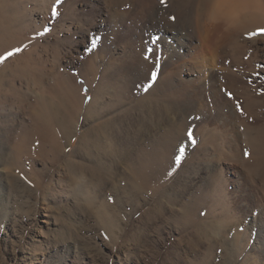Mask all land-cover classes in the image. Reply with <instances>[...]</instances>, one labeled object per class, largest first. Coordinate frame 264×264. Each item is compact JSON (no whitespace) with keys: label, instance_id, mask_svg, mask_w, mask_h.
I'll return each mask as SVG.
<instances>
[{"label":"rangeland","instance_id":"obj_1","mask_svg":"<svg viewBox=\"0 0 264 264\" xmlns=\"http://www.w3.org/2000/svg\"><path fill=\"white\" fill-rule=\"evenodd\" d=\"M199 1L0 0V57L14 52L0 62V95L7 94L12 84L24 91L25 82H33L44 67L48 72L44 86L47 88L50 80L49 87L61 82L57 89L61 90L62 85L69 94L72 90L75 105L62 125L63 153L46 154L36 139L32 145L36 147V169L45 173L49 189L34 184L20 188L26 176L10 161L0 165L9 199L0 209V264H221L228 257L225 253L229 242L237 252L236 264H244L242 260L254 245L257 231L254 227L246 239L244 227L250 220L246 215L252 212L255 217L264 209V0H256L254 9L243 4L236 13L241 12L236 17L238 22H249L253 10L258 24L262 23L258 28L249 25L238 31V44L222 46L216 57L208 49L180 50L181 63L172 57L167 66L173 51L167 44L177 45L173 36L191 31L198 36L194 27L201 20L207 23L208 32L213 31L209 15L200 13ZM216 34L222 41L223 35ZM193 45L199 46V41ZM135 53L142 64L138 65V75L133 76L134 83L127 88L123 79L111 76V69L121 68ZM110 55L112 60L107 62ZM165 66L176 74L171 83H166L191 81L185 90L191 109L174 94L148 92L165 75ZM171 100L180 103L179 113L171 111ZM154 106L162 111L151 112L152 118L161 115L175 120L158 125L152 132L156 135L154 146L146 142L145 149L132 162L120 166L115 175L103 165L107 161H101L111 152V139L129 128L130 120L139 117L141 108L156 109ZM27 118L24 116L25 121ZM209 133L214 147L207 144L203 150L201 140ZM44 162L47 171L42 169ZM214 166L220 172H212ZM221 180L227 196L220 204L214 200L212 205L216 195L212 192ZM102 184L105 201L95 196ZM187 184L190 190L185 188ZM112 186L119 189L120 196L131 200L125 210L131 216L116 210L123 220L121 226L114 221L110 225L109 215L102 213L117 196L109 190ZM257 245L259 250L252 251V263L264 264V244Z\"/></svg>","mask_w":264,"mask_h":264},{"label":"bare ground","instance_id":"obj_2","mask_svg":"<svg viewBox=\"0 0 264 264\" xmlns=\"http://www.w3.org/2000/svg\"><path fill=\"white\" fill-rule=\"evenodd\" d=\"M39 1V0H38ZM88 1V0H87ZM98 2V0H96ZM100 2V1H99ZM4 3V2H3ZM174 4V3H173ZM244 5H251V8L254 9V5L256 4V0H200L199 1V7L201 8L200 13L201 14H208L209 15V22H210V26H213V31L210 33L208 32V27H207V23H202L203 20H201V22L199 23L197 21V24H195L196 26L194 27L195 30H198L199 34H197L198 36L195 35V32H186L184 33V35L182 33H179L178 31V36H173L172 39L175 41V45L174 44H170V46L167 44V46L169 47V49H173V51L171 52L169 58H168V63L167 66H169L171 64V58L172 57H177V59L182 57L180 55V50H186V49H190V48H200V49H208L212 55L214 57H216L217 54L220 53L222 46H228L230 44H238L239 43V38L240 35L238 31H240L241 29H248L246 27H248L249 25H251L252 28H258L262 25V23L258 24V16L256 14H254L253 10H251V12L253 14H249V22H238V20H236V17L239 15L236 14L239 10V8H243ZM4 5V4H3ZM96 5V4H95ZM16 6V4H15ZM21 6V4H20ZM243 6V7H241ZM253 6V7H252ZM18 7V5H17ZM101 7V6H99ZM249 8V7H248ZM256 8V7H255ZM170 9V8H169ZM193 9V8H192ZM198 9V8H197ZM166 10V9H165ZM255 11V10H254ZM164 12V11H163ZM166 12V11H165ZM172 12V11H171ZM170 12V13H171ZM194 12V11H193ZM191 12V13H193ZM168 13V12H167ZM169 13V14H170ZM258 13V12H256ZM166 14V13H165ZM197 14H199V12H197ZM23 15V14H22ZM176 15V14H175ZM181 15V14H180ZM241 15V14H240ZM247 15V14H246ZM263 15V14H261ZM260 15V17H261ZM18 16V15H17ZM79 16V15H78ZM87 16V15H86ZM192 16V15H191ZM196 16V15H195ZM201 16V15H199ZM207 16V15H206ZM235 17V18H234ZM77 18V17H76ZM80 18V17H79ZM87 18V17H84ZM83 18V19H84ZM175 18V17H174ZM178 18V16H177ZM176 18V20H177ZM206 18V17H205ZM11 19V18H10ZM19 19V18H18ZM22 19V18H21ZM193 19H195L193 17ZM204 19V18H203ZM207 19V18H206ZM14 20V19H13ZM12 20V21H13ZM17 19L15 18V21ZM31 20V19H30ZM76 20V19H75ZM197 20V19H196ZM260 20V19H259ZM262 20V19H261ZM78 21V20H77ZM80 21V20H79ZM158 21V19H157ZM194 21V20H193ZM205 21V20H204ZM208 21V20H206ZM69 22V21H68ZM191 22V21H190ZM264 22V21H263ZM18 23V22H17ZM22 23V22H21ZM26 23V22H25ZM154 23V22H153ZM160 23V21L158 22ZM189 23V22H188ZM246 23H250V24H246ZM2 24V23H1ZM12 24V22H11ZM191 24V23H190ZM10 25V24H9ZM25 25V24H24ZM27 25V24H26ZM29 25V24H28ZM182 25V24H181ZM247 25V26H245ZM260 25V26H259ZM14 26V25H13ZM194 26V25H193ZM20 27V26H19ZM62 27V26H61ZM60 27V28H61ZM160 27V26H159ZM210 27V28H211ZM263 27V26H262ZM10 28V27H9ZM251 28V29H252ZM3 29V28H2ZM149 29V28H148ZM191 29V28H188ZM208 29V30H207ZM13 30V29H11ZM22 30V29H21ZM175 30V29H174ZM177 30V28H176ZM179 30V29H178ZM194 30V29H193ZM4 31V30H3ZM16 31V30H15ZM29 31V30H28ZM135 31V30H134ZM145 31V30H144ZM149 31V30H148ZM246 31V30H244ZM243 31V32H244ZM2 32V31H0ZM140 32V31H139ZM5 33V31L3 32ZM20 33V32H19ZM173 33V32H172ZM216 33H221L223 35L224 38H222V41H220L216 36ZM247 33V32H246ZM6 34V33H5ZM10 34V33H8ZM137 34V33H136ZM141 34V33H140ZM144 33H142L143 35ZM2 35V34H1ZM6 36V35H5ZM11 36V35H10ZM14 37V36H13ZM142 37V36H141ZM16 38V37H15ZM19 39V38H18ZM27 39V38H26ZM56 39V38H55ZM149 39V38H148ZM257 39V38H256ZM2 40V39H0ZM6 40V39H4ZM12 40V37H11ZM21 40V39H20ZM199 41V46H194L193 43L195 41ZM7 41V40H6ZM9 41V40H8ZM17 41V40H16ZM220 41L221 46H219L218 42ZM255 41V40H254ZM257 41V40H256ZM135 42V40H134ZM7 43V42H6ZM249 43V42H248ZM3 45V43H1ZM22 44V43H21ZM255 44V43H254ZM11 44H9L10 46ZM36 46V45H35ZM57 46V45H56ZM127 46V44L125 45ZM264 46V45H263ZM11 47V46H10ZM130 48V47H129ZM239 48V47H238ZM261 48V47H260ZM168 49V48H166ZM237 49V48H236ZM240 49V48H239ZM7 50V49H6ZM26 50V49H25ZM31 50V49H30ZM261 50V49H260ZM264 50V48H263ZM4 51V50H3ZM207 51V52H209ZM226 51V50H225ZM1 52V51H0ZM25 52V51H24ZM30 52V51H28ZM133 52V51H131ZM203 52L206 54V52L203 50ZM238 52V51H237ZM96 53V52H95ZM157 53V52H156ZM203 53V54H204ZM1 54V53H0ZM5 54V53H4ZM25 56L28 55V53H24ZM3 55V54H1ZM6 55V54H5ZM14 55V52H13ZM54 55V54H53ZM95 55V54H94ZM113 55V54H112ZM112 55H110V58L107 62H110V60H112ZM210 55V53H209ZM22 56V57H25ZM57 56V55H56ZM205 56V55H203ZM208 56V55H207ZM211 56V55H210ZM2 57V56H1ZM141 57H139L137 55V53H135L134 57H131V59H129L127 62L123 63L121 68L118 69H111V76H115V77H120L121 79L124 80L123 84L124 86H126L128 88V84H133L134 83V79L133 76L135 74V76L138 75V72L140 69H138V65L142 64V60L140 59ZM195 58V57H194ZM206 58V57H205ZM211 58V57H210ZM210 58L208 60H210ZM39 59V57H38ZM54 59V58H53ZM56 59V57H55ZM215 59V58H214ZM212 58V61L214 60ZM28 60V59H26ZM42 60V59H41ZM217 60V59H216ZM32 61V60H30ZM39 61V60H38ZM197 61V60H196ZM204 61V60H203ZM215 61V60H214ZM29 62V60H28ZM37 62V61H36ZM42 61H39V63H41ZM35 63V62H33ZM38 63V64H39ZM44 62H42L43 64ZM54 63V62H53ZM181 63V61H180ZM215 63V62H213ZM37 64V63H36ZM60 64V63H59ZM58 64V65H59ZM202 64V63H201ZM206 64V63H205ZM204 64V65H205ZM41 65V64H40ZM45 65V64H44ZM57 65V66H58ZM148 67L150 65V63L146 64ZM185 65V64H184ZM190 64H188L189 66ZM200 65V64H198ZM165 66V75H163L161 78H159L157 80V82L155 83V85H153L151 87V89L148 91L149 93H154V92H160L162 91V95H169L172 96L173 94L179 98V100H183L181 102L183 103H188L190 102V96L189 94L186 93V89L190 87L191 81H184L178 85H173L169 84L171 83L170 80L172 79V77L176 76L175 71L168 69V67ZM30 67V66H29ZM61 67V66H60ZM172 67V66H171ZM205 67V66H203ZM207 67V66H206ZM42 68V67H41ZM50 68V67H49ZM48 68V69H49ZM140 68V67H139ZM147 68V67H145ZM37 69V68H36ZM109 69V68H108ZM163 69V70H164ZM191 68H189L188 70H190ZM208 69V68H207ZM36 71V70H35ZM107 69L105 68V70L103 71V75L104 73H106ZM54 72V71H53ZM147 72V71H146ZM190 72V71H189ZM194 72V71H193ZM203 72V71H202ZM52 70L50 72V76H51ZM143 73V72H142ZM209 73V72H208ZM211 73V72H210ZM53 75H55V73H53ZM210 76V75H209ZM52 77V76H51ZM151 77V76H150ZM31 78V77H30ZM48 78V72H47V68L45 69L44 67L42 69H39V72H37L36 74V79L33 82H28L26 81V89L24 91H22L21 89H18L14 86L11 85V87L8 89V93L7 94H2L0 95V165L4 164V162L10 161L12 163L15 164V166L19 169V171H21V173H23L26 178L23 176V178H25L24 182H20V184L18 185L20 188L21 186H24V184H26L28 186V184H34L35 186H43L44 188H48L49 189V183L45 182V173L43 174L42 170L41 171H37L36 169V162H35V158L33 157L35 151H36V147L32 146L33 144H35V139L40 141V143L42 144L41 147V151L45 152L46 154L49 153H56V151L58 153H63V151L61 149L63 148V143L61 142V140L63 139L62 136V132L64 130H62V125L65 121V119H67L68 116H71L72 114V109L74 105L73 102V98L71 96L72 92V88L71 93H68V89L66 91L65 88L62 89V85H60V88L57 89L56 86H58V84H60L58 82V84L56 83L55 87H49V83L50 81H48L49 83L46 85L47 88L44 86V79ZM118 78V80L120 79ZM138 78V77H137ZM180 78V76H179ZM207 78V77H206ZM210 78V77H209ZM216 78V77H215ZM56 79V77H55ZM140 79V78H139ZM32 80V79H31ZM57 80V79H56ZM122 80V81H123ZM166 80H169V83H166ZM173 80V79H172ZM215 80V79H213ZM55 81V80H54ZM53 81V82H54ZM100 81V80H99ZM120 81V80H119ZM196 81V80H195ZM56 82V81H55ZM145 82H147L145 80ZM174 82V81H173ZM214 82V81H213ZM218 82V81H217ZM117 83V81H116ZM122 83V82H121ZM143 83V82H142ZM63 84V83H62ZM76 84V83H75ZM215 84V82H214ZM216 85V84H215ZM218 85V84H217ZM44 86V87H42ZM99 86V85H98ZM107 86V85H106ZM49 87V89H48ZM76 87H78L76 85ZM101 87V86H100ZM130 87V86H129ZM211 87V86H210ZM215 87V86H213ZM218 87V86H217ZM75 88V87H74ZM98 88V87H97ZM46 89V90H45ZM82 89V88H80ZM130 89V88H129ZM204 89V88H203ZM48 90V91H47ZM76 90V89H75ZM36 91V93H35ZM47 91V92H46ZM215 91V90H214ZM45 94V96H43L42 98V94ZM211 92V91H210ZM33 93V94H32ZM198 93V92H197ZM196 93V95H197ZM205 93V92H204ZM49 94H51L52 97L49 96ZM96 95V94H95ZM195 95V96H196ZM168 96V97H169ZM194 96V98H195ZM33 97V98H32ZM34 97H36L34 99ZM81 97V96H80ZM86 96H83L84 100ZM173 97V96H172ZM193 97V96H192ZM198 96H196L197 98ZM200 97V96H199ZM222 97V96H221ZM53 99V101L51 99ZM76 98V97H75ZM82 98V99H83ZM203 98V97H202ZM41 99H43L41 101ZM163 99V97H162ZM166 99V98H165ZM170 99V98H169ZM168 99V101H169ZM198 99V98H197ZM221 99V98H220ZM177 100V99H176ZM193 100V98H192ZM80 101V100H79ZM175 100H171L170 104H172V106H170L171 111L173 110L174 113L181 111V105H179L180 103L174 104ZM76 102V101H75ZM95 102V101H93ZM97 102V101H96ZM96 102L94 104H96ZM179 102V101H178ZM194 103V101H192ZM224 103H226L224 101ZM78 104V103H77ZM169 104V105H170ZM191 104V103H190ZM188 103V105H190ZM92 105V102H91ZM98 105V104H97ZM150 105V104H149ZM168 105V104H167ZM185 106L187 104H184ZM195 105V104H193ZM99 106V105H98ZM162 106V105H161ZM160 106V107H161ZM164 106V105H163ZM184 106V107H185ZM82 107V106H81ZM93 107V106H92ZM145 107V106H144ZM156 108V106H154ZM167 107V106H166ZM192 107L191 105L189 106V108ZM228 107V106H226ZM159 108V107H158ZM169 108V107H167ZM94 109V108H93ZM142 109V108H141ZM140 109V115L136 120H130V126L129 128L126 129V131L122 132V134L120 135H116L114 138L111 139V143H112V148H111V152L109 153L108 156H103V159L101 161H107L106 164H103L106 168H108L110 171L114 172L115 175L117 174L118 169L120 166L122 165H127L130 162H132L133 158L135 156H137V154L139 152H141L142 150L145 149V143H149V145H153L154 143V138H156L154 134H152V132L154 130H156V128H158L159 126H165L168 125L172 120L175 119H171V118H164L161 115H159L158 117L152 118L151 117V112H155V113H160L161 111L156 109H152V107H147V108H143L142 110ZM162 109V108H161ZM169 109V110H170ZM191 109V108H190ZM230 109V108H229ZM88 110V109H87ZM138 110V109H137ZM185 110V109H184ZM224 110V109H223ZM232 110V109H231ZM95 111V110H94ZM172 111V112H173ZM192 111V110H191ZM190 112V111H189ZM188 112V113H189ZM233 112V111H231ZM229 111V113H231ZM179 113V112H178ZM177 113V115H178ZM187 113V114H188ZM71 114V115H69ZM74 114V113H73ZM171 114V113H170ZM182 114V113H181ZM158 115V114H156ZM190 115V114H189ZM24 116H27L28 120L25 121ZM74 116H76L74 114ZM96 116V115H95ZM134 116V115H133ZM167 116V115H166ZM234 116V115H233ZM73 117V116H72ZM78 117V116H77ZM177 117V116H176ZM188 117V116H187ZM237 117V116H236ZM26 118V117H25ZM72 119V118H71ZM69 119V120H71ZM94 119V118H93ZM237 119V118H236ZM67 120V121H69ZM73 121V120H71ZM228 121V120H227ZM236 121V120H234ZM176 122V121H175ZM55 123V124H54ZM74 123V122H73ZM177 123V122H176ZM179 123V122H178ZM229 123V122H228ZM231 123V122H230ZM67 124V123H65ZM64 124V129H66V125ZM69 124V123H68ZM67 124V125H68ZM236 125V124H235ZM124 128V127H123ZM225 128V127H224ZM234 128V127H233ZM260 128V127H259ZM67 130V129H66ZM159 130V129H158ZM158 130L156 133H158ZM233 130V129H232ZM258 130V129H257ZM228 131V130H227ZM169 132V131H168ZM203 132V131H202ZM235 132V130H234ZM205 133H208V131ZM65 134V133H64ZM221 134V133H220ZM231 134V133H230ZM236 134V132H235ZM209 135L205 140H201V145L203 144V150L204 147L208 144L211 146L214 145L213 144V140H211L210 135L212 134H207ZM226 135V134H225ZM237 135V134H236ZM224 136V135H223ZM239 136V135H238ZM251 136V135H250ZM161 137V135H160ZM237 136H235L236 138ZM87 138V137H86ZM159 138V137H158ZM216 140V139H215ZM214 140V141H215ZM238 140V139H237ZM236 140V142H237ZM260 140V139H259ZM209 142V143H208ZM228 142V141H227ZM250 142V141H249ZM46 143V144H45ZM47 143L49 144L48 149H46V145ZM146 143V144H147ZM157 143V142H156ZM222 143V142H221ZM239 143V142H238ZM252 143V142H251ZM44 144V145H43ZM15 145V146H14ZM236 145V144H235ZM154 146V145H153ZM216 146V145H215ZM214 147V146H213ZM212 147V148H213ZM210 148V147H209ZM220 148V146H219ZM235 148V147H234ZM241 148V146H240ZM39 149V148H38ZM221 149V148H220ZM242 149V148H241ZM200 150V148H199ZM211 150V149H210ZM237 150V149H236ZM240 152L241 150L238 149ZM237 150V151H238ZM256 150V149H255ZM187 151V150H186ZM220 150H218L217 153H219ZM222 151V150H221ZM220 151V152H221ZM235 151V150H234ZM238 151V152H239ZM41 153L44 155V153ZM96 153V152H95ZM228 153V152H227ZM50 154V155H51ZM92 154V153H91ZM196 154V153H195ZM204 154V153H203ZM222 154V153H221ZM237 154V153H236ZM240 154V153H239ZM58 155V154H57ZM205 155V154H204ZM203 155V156H204ZM208 155V154H207ZM228 155V154H227ZM235 155V154H234ZM241 155V154H240ZM264 155V154H263ZM48 156V155H47ZM53 156V155H52ZM237 156V155H236ZM239 156V155H238ZM237 156V158H238ZM16 157V158H13ZM59 157V156H58ZM101 157V156H100ZM53 158V157H52ZM97 158V157H96ZM136 158V157H135ZM45 159H48L45 157ZM101 159V158H100ZM212 159V158H210ZM222 159V158H221ZM231 159V158H230ZM202 160V159H200ZM209 159H206V163L208 164ZM233 160V159H232ZM57 161V160H56ZM81 161V160H80ZM187 161V160H186ZM231 161V160H230ZM238 161V160H237ZM236 161V162H237ZM191 162V161H190ZM240 162V160H239ZM11 163V164H12ZM52 163V162H50ZM105 163V162H104ZM175 163V162H174ZM212 163V162H211ZM13 164V166H14ZM190 164V163H189ZM188 164V165H189ZM219 164V163H218ZM45 165V162H44ZM53 165V164H52ZM206 165V164H205ZM217 165V164H216ZM249 166V164H247ZM208 167H210L209 165H207ZM158 167V166H157ZM184 168V167H183ZM42 169H46V165L42 168ZM185 169V168H184ZM199 169V168H198ZM48 170H50L48 168ZM219 170V169H218ZM186 171V170H185ZM217 171V167L214 166L213 167V171L215 172ZM196 172V171H195ZM204 172V170H203ZM220 172V171H217ZM111 173V172H110ZM164 173V172H163ZM210 173V172H209ZM22 174V175H23ZM120 174V173H119ZM187 174V173H186ZM200 174V173H199ZM169 175V173L167 174ZM39 176V177H38ZM50 176V175H49ZM172 176V175H171ZM188 176V175H187ZM201 176V175H200ZM181 177V176H180ZM51 178V176H50ZM203 178V177H201ZM216 178V177H215ZM18 180V178H16ZM15 179V182H16ZM86 179V178H85ZM182 179V178H181ZM180 179V180H181ZM252 179V178H251ZM52 180V179H51ZM190 180V179H189ZM192 180V179H191ZM190 180V181H191ZM214 180V179H213ZM22 181V180H21ZM50 181V180H49ZM54 181V179H53ZM59 181V180H58ZM176 181V180H175ZM182 181V180H181ZM202 181V180H201ZM18 182V181H17ZM51 182V181H50ZM180 182V181H179ZM184 182V181H183ZM175 183V182H174ZM188 183V182H186ZM185 183V184H186ZM218 183V184H217ZM216 183V187L215 190H213L212 194H216L215 197L213 196V198L211 199L212 201L210 203L215 202L214 200H216V202L218 204H220L219 202H221L223 200V198L225 199L226 195V187H225V183L224 181H219ZM16 184V183H14ZM112 184V183H111ZM179 184V183H178ZM52 185V184H51ZM103 185V184H102ZM107 185V184H106ZM174 185V184H173ZM172 185V186H173ZM181 185V184H180ZM194 185V184H193ZM6 186L5 182L3 181V176L0 173V209L3 206V202L7 201V203H9V199L5 194V190H6ZM16 186V187H18ZM175 186V185H174ZM185 186V185H183ZM51 187V186H50ZM87 187V186H86ZM24 188V187H23ZM84 188V187H83ZM186 189L190 190V186L187 184V187H185ZM81 189V188H80ZM178 189V188H176ZM85 190V189H84ZM98 190V189H97ZM109 190H111L112 192H115V194L117 195L116 198L114 199V203L113 205L110 206H106L105 209L103 210L102 213H107V215H109V220L110 221V225L112 224L111 221H114L113 224L115 225H120L121 226V220L120 217L118 216V214H116V210H119L120 212L124 213L127 211L126 207H128V205L131 204V200L129 198V196L124 197L120 196L119 194V189L116 188L115 186L110 187ZM168 190V189H167ZM180 190V189H179ZM178 190V191H179ZM253 190V189H252ZM47 191V190H46ZM96 191V190H95ZM174 191V190H173ZM187 191V190H186ZM214 191L216 193H214ZM86 192V191H85ZM89 192V191H88ZM183 192V191H182ZM181 192V193H182ZM190 192V191H189ZM83 193V192H82ZM93 193V192H92ZM118 193V194H117ZM164 193V192H163ZM174 193V192H173ZM180 193V191H179ZM210 193V192H209ZM84 194V193H83ZM91 194V193H90ZM125 194V193H124ZM177 194V193H176ZM106 192H105V187L103 185V188H100L97 192H95V196L98 197V199H106ZM126 195V194H125ZM253 195V194H252ZM134 196V195H132ZM131 196V197H132ZM167 197V196H166ZM184 197V196H183ZM212 197V196H211ZM93 198V197H92ZM133 198V197H132ZM131 198V199H132ZM215 198V199H214ZM97 199V198H95ZM134 199V198H133ZM183 199V198H182ZM135 200V199H134ZM24 201V200H23ZM105 201V200H104ZM259 201V200H258ZM112 203V202H111ZM261 203V202H260ZM95 204V203H94ZM104 204V203H103ZM101 205V204H100ZM106 204H104L105 206ZM135 205V204H134ZM211 205V204H210ZM212 205L210 206L212 208ZM223 205V204H222ZM256 205V204H255ZM254 205V206H255ZM131 206V205H130ZM136 207V206H135ZM184 207V206H183ZM209 207V209H211ZM182 208V207H181ZM258 208V207H257ZM133 209V208H132ZM101 210V209H100ZM102 211V210H101ZM213 211V210H211ZM254 211V210H253ZM100 212V211H98ZM255 212V211H254ZM101 213V214H102ZM100 214V213H99ZM179 214V213H178ZM128 216H131V213H127ZM250 217L249 222L247 223V225H245L244 227V236L246 237V239H249L250 233L252 231V229L254 227L257 228L256 231V237H255V243L252 246V248H250V250H248L249 252L245 255V257L242 260V263L244 264H251L253 262L252 259H254L253 255H252V251H257L259 250V248L257 247V244H264V209H261V215L258 214L255 217L252 216V212H250V214L246 215V217ZM252 216V217H251ZM102 217L103 214H102ZM127 217V216H126ZM185 217V216H184ZM103 219V218H102ZM107 221V218H106ZM105 221V222H106ZM108 224V226H110ZM114 225V226H115ZM124 225V223H123ZM116 227V226H115ZM224 227V226H223ZM229 227V226H228ZM118 228V226H117ZM121 228V227H120ZM217 232V231H216ZM127 233V232H126ZM213 234V233H212ZM222 235V234H221ZM146 239V238H145ZM244 240V242H248V240ZM263 240V243L262 241ZM246 244H245V249H246ZM195 247V246H194ZM193 247V249H194ZM261 250V249H260ZM150 252V251H149ZM152 252V251H151ZM167 253V252H166ZM259 253V251L257 252ZM153 254V253H152ZM158 254V253H157ZM228 257L225 258V260L223 262H221V264H236L235 262V257L237 256V252L235 247L233 246V243L229 242L228 245V249L226 250L225 253ZM167 255V254H166ZM157 257V256H156ZM164 258V257H163ZM208 258V257H207ZM251 261V263H250ZM256 262V261H255ZM253 264V263H252ZM255 264V263H254Z\"/></svg>","mask_w":264,"mask_h":264},{"label":"snow or ice","instance_id":"obj_3","mask_svg":"<svg viewBox=\"0 0 264 264\" xmlns=\"http://www.w3.org/2000/svg\"><path fill=\"white\" fill-rule=\"evenodd\" d=\"M57 3H60V0H57ZM161 3H164V0H161ZM52 14H53L54 16L57 15V12H56L55 7H53V9H52ZM46 30H47V29H46ZM261 31H264V30H261ZM92 46L95 47V39H94L93 42H92ZM17 51H18V50H17ZM11 55H13V53H12V52H8L5 56L0 57V62H3L4 60H6V59H7L9 56H11ZM155 75H156L155 73L152 74L153 79L155 78ZM181 151H182V150H181ZM244 155H245V156L248 155L247 151H245ZM177 159H179V157H178Z\"/></svg>","mask_w":264,"mask_h":264}]
</instances>
